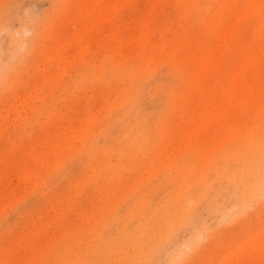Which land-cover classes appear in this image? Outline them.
<instances>
[{
    "label": "rangeland",
    "instance_id": "rangeland-1",
    "mask_svg": "<svg viewBox=\"0 0 264 264\" xmlns=\"http://www.w3.org/2000/svg\"><path fill=\"white\" fill-rule=\"evenodd\" d=\"M263 153L264 0H0V264H264Z\"/></svg>",
    "mask_w": 264,
    "mask_h": 264
},
{
    "label": "bare ground",
    "instance_id": "bare-ground-1",
    "mask_svg": "<svg viewBox=\"0 0 264 264\" xmlns=\"http://www.w3.org/2000/svg\"><path fill=\"white\" fill-rule=\"evenodd\" d=\"M262 158H263V160H264V153H263V155H262ZM259 165V164H258Z\"/></svg>",
    "mask_w": 264,
    "mask_h": 264
}]
</instances>
